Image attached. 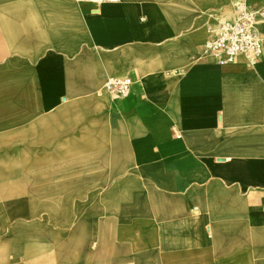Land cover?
<instances>
[{
	"label": "crops",
	"instance_id": "1",
	"mask_svg": "<svg viewBox=\"0 0 264 264\" xmlns=\"http://www.w3.org/2000/svg\"><path fill=\"white\" fill-rule=\"evenodd\" d=\"M229 10L228 0H0V119L29 117L28 103L43 117L64 111L62 133L99 130L98 147L116 152L85 165L137 168L117 189L106 177L36 195L74 220L45 223L37 245L0 234L13 254L4 264H203L264 250V56L252 67L204 54ZM126 78L130 95L112 97L108 80ZM11 103L26 105L17 114Z\"/></svg>",
	"mask_w": 264,
	"mask_h": 264
},
{
	"label": "bare ground",
	"instance_id": "2",
	"mask_svg": "<svg viewBox=\"0 0 264 264\" xmlns=\"http://www.w3.org/2000/svg\"><path fill=\"white\" fill-rule=\"evenodd\" d=\"M244 60V57L240 56L237 61L243 62ZM11 104L13 105V111H16L15 113L17 114H20V111L24 109L26 105V103ZM28 105L29 117L0 119V147L3 143H15L19 140L21 143H25L29 139L40 141L42 135L39 130L41 131L43 127V129L49 131V133L44 135V138L46 137L52 150L46 153L42 158V165L44 164L43 168L38 166L33 169L26 166L19 169L11 168L8 167V163H11V160L8 158L5 160L0 158V194L12 195V199L6 198L2 202L0 201V234L4 231H8L13 235L23 233L22 236L25 239L33 241L37 245L38 241L48 236L43 234L44 231L42 227L45 223L50 222L69 225L74 220V215L67 207L61 208L58 201L40 202L38 200L29 201L26 198H15L13 195H15L17 189L23 191L28 190L30 193H35V195H44L48 191L64 190L78 191L77 193H80L87 189L101 188V186L106 187L109 182L115 183L118 175L122 174L124 171L130 169L136 172L137 168H134L130 162H128L127 166L85 165L94 161H100L96 160L100 157H116L115 151H102L98 147V142L101 140L99 130L95 134L90 132H83L78 135L73 133L67 134L68 132L62 133V131L66 129L65 126L69 124L68 119L63 120L59 117L64 111H60L55 117H43L44 114L37 108L36 103H28ZM74 109H76V107L70 109L71 113H78L74 112ZM81 124L82 128L80 130L85 129V122H81ZM88 125L91 124L88 123ZM109 161L115 162V160ZM13 162L24 165L28 160L20 158L13 160ZM101 172L104 173V181L99 178ZM6 174H12L14 176L19 175L21 176V181L14 183L15 185L11 183V187H9V182L4 180ZM106 177L109 179V182L105 181ZM34 185L37 187L36 189L33 187ZM140 188L147 190L150 186L149 184L143 183ZM113 189H117L116 183ZM65 206H67V204ZM142 206H144V204H142ZM94 215L79 214L77 215V220H83L84 218L94 219ZM120 215L128 216L129 214L122 211ZM139 219L142 222L146 221L142 213ZM146 247L141 244V247H139L141 254L145 253ZM67 248V245L63 246L62 250ZM124 248L126 251L129 249L130 252L138 249L136 246L129 245V241H125ZM165 248L164 246L157 247V249L161 251H164ZM261 248L262 247L259 245L253 248L259 255L249 256L240 254L233 257H225L223 260L216 258L214 261L203 264H264V250L262 251ZM37 249L43 251L44 247L40 246ZM170 249L175 250L174 247ZM141 264H153V262L143 261ZM160 264L174 263L163 262ZM183 264L201 263L187 261Z\"/></svg>",
	"mask_w": 264,
	"mask_h": 264
},
{
	"label": "built area",
	"instance_id": "3",
	"mask_svg": "<svg viewBox=\"0 0 264 264\" xmlns=\"http://www.w3.org/2000/svg\"><path fill=\"white\" fill-rule=\"evenodd\" d=\"M94 5L118 3L120 0H77ZM229 12L221 19L218 33L205 45L204 54L215 57L221 64L234 62L244 56L250 66L255 67L264 56V9L253 7L250 0H228ZM132 81L126 79L108 80L106 89L112 97L123 99L130 95Z\"/></svg>",
	"mask_w": 264,
	"mask_h": 264
},
{
	"label": "rangeland",
	"instance_id": "4",
	"mask_svg": "<svg viewBox=\"0 0 264 264\" xmlns=\"http://www.w3.org/2000/svg\"><path fill=\"white\" fill-rule=\"evenodd\" d=\"M41 135H42V139L40 141H37L35 139H31V140L29 139L25 143H21L20 140L15 143H12V142L5 143V144L3 143L2 146L0 147V158H2L3 160L7 158L11 160V163H8V167H11V168L19 169V168H22L23 166H26L31 169L37 168V166L40 168H43L44 164L42 165L41 160L44 157V155H46V153H49L52 149L50 148L48 144L49 142L47 141L46 137L44 138V135H46V133H42ZM20 158H25L28 160V162L24 163V165H21L20 163H17V162H13V160H17ZM32 160H35V161H32ZM5 179L6 181L9 182V187H11V183L14 184V183H18V181H21V176L19 175L14 176L12 174L10 175L6 174ZM33 187L35 189L37 188L35 185ZM35 189H31V190H35ZM13 196L15 198L25 197L29 201L48 199V198H43V197L37 198L35 193H30L28 190L23 191L21 189H17V191L15 192V195ZM6 198L12 199V195H9L8 197L0 196V201L2 202ZM6 253L7 255L5 256ZM41 255L43 254L42 253L37 254V258H40L38 256H41ZM5 257H7L8 259H11V257H13V254L9 251V248L5 250V247L3 245H0V264H4ZM34 263L37 264V261ZM7 264H10V262H7Z\"/></svg>",
	"mask_w": 264,
	"mask_h": 264
}]
</instances>
